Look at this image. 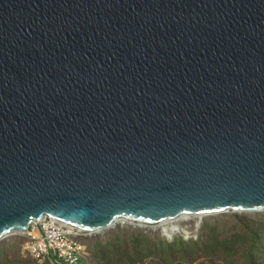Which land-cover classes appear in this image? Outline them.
I'll return each mask as SVG.
<instances>
[{
	"label": "water",
	"instance_id": "obj_1",
	"mask_svg": "<svg viewBox=\"0 0 264 264\" xmlns=\"http://www.w3.org/2000/svg\"><path fill=\"white\" fill-rule=\"evenodd\" d=\"M226 211H264V0H0V239Z\"/></svg>",
	"mask_w": 264,
	"mask_h": 264
},
{
	"label": "trees",
	"instance_id": "obj_2",
	"mask_svg": "<svg viewBox=\"0 0 264 264\" xmlns=\"http://www.w3.org/2000/svg\"><path fill=\"white\" fill-rule=\"evenodd\" d=\"M230 217V225L198 221L196 237L188 238L178 232L170 239L150 236L146 228L128 225L107 231L103 241L101 233H91V248L85 245L88 255L80 264H264V215L232 212ZM4 255L0 244V264H18Z\"/></svg>",
	"mask_w": 264,
	"mask_h": 264
},
{
	"label": "built area",
	"instance_id": "obj_3",
	"mask_svg": "<svg viewBox=\"0 0 264 264\" xmlns=\"http://www.w3.org/2000/svg\"><path fill=\"white\" fill-rule=\"evenodd\" d=\"M86 233L90 232L44 217L22 233V247L32 259L45 264H80L88 255L83 242Z\"/></svg>",
	"mask_w": 264,
	"mask_h": 264
},
{
	"label": "rangeland",
	"instance_id": "obj_4",
	"mask_svg": "<svg viewBox=\"0 0 264 264\" xmlns=\"http://www.w3.org/2000/svg\"><path fill=\"white\" fill-rule=\"evenodd\" d=\"M233 211H226V212H219V213H211V214H206L204 216H202L200 219L197 217H189V218H178L176 220H171V221H167L163 224H155V225H146V226H142L137 222H131V221H122L119 222L118 224H116L115 226L109 228V229H105V230H101L97 233H101L102 236H100V238L102 239V241L104 240L105 237H103L105 235V233L111 229H114L115 227L118 226H131V227H144L146 228V233L150 236H152L153 234H158L159 236H164L167 239H170L174 233H177L179 235H182L184 238H188V237H196V223L198 221H207V222H213V221H220L223 223H227V225L231 224V217L230 215L232 214ZM236 213H244V214H249V215H259L262 214L264 215V211H260V212H255V211H251V212H236ZM163 227L166 228H171L173 229L174 232H165V230L163 229ZM122 228V227H121ZM91 233H95V232H90V233H86L83 236V242L87 247L91 248V243H92V239H90V234ZM96 233V234H97ZM23 235L22 233H14V234H10L2 239H0V244H2L4 246L5 249V257L9 258L12 261H17L18 264H23L24 261H30V263L28 264H45L42 262H39L37 260L32 259L31 257H29L25 251L23 250L22 244H23ZM89 252L91 253V251L89 250ZM196 264V263H194Z\"/></svg>",
	"mask_w": 264,
	"mask_h": 264
},
{
	"label": "bare ground",
	"instance_id": "obj_5",
	"mask_svg": "<svg viewBox=\"0 0 264 264\" xmlns=\"http://www.w3.org/2000/svg\"><path fill=\"white\" fill-rule=\"evenodd\" d=\"M195 217L200 218V216H195ZM164 223H165V222H164ZM162 224H163V223H162ZM163 229H164L165 232H166L167 228H166V227H163Z\"/></svg>",
	"mask_w": 264,
	"mask_h": 264
}]
</instances>
